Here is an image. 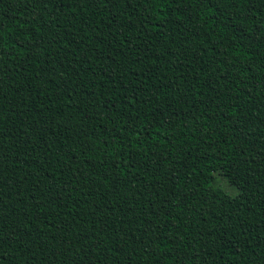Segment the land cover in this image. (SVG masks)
Here are the masks:
<instances>
[{"label": "trees", "instance_id": "1", "mask_svg": "<svg viewBox=\"0 0 264 264\" xmlns=\"http://www.w3.org/2000/svg\"><path fill=\"white\" fill-rule=\"evenodd\" d=\"M0 264H264V0H0Z\"/></svg>", "mask_w": 264, "mask_h": 264}, {"label": "rangeland", "instance_id": "2", "mask_svg": "<svg viewBox=\"0 0 264 264\" xmlns=\"http://www.w3.org/2000/svg\"><path fill=\"white\" fill-rule=\"evenodd\" d=\"M218 184H219V187L229 196L235 197L237 195L238 193L237 190L231 185H229L227 181L221 178H218Z\"/></svg>", "mask_w": 264, "mask_h": 264}]
</instances>
